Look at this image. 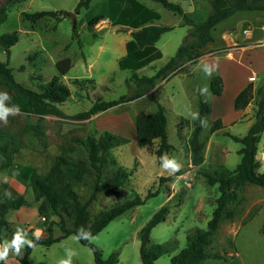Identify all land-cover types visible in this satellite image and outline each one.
Listing matches in <instances>:
<instances>
[{"label": "rangeland", "instance_id": "obj_1", "mask_svg": "<svg viewBox=\"0 0 264 264\" xmlns=\"http://www.w3.org/2000/svg\"><path fill=\"white\" fill-rule=\"evenodd\" d=\"M159 14L153 22L171 26L172 29L161 34L155 46L161 57L136 69L139 75H152L171 56H173L188 34L189 26L184 24L180 14L173 13L153 0H135ZM181 4L194 22L203 21L210 6L208 0H171ZM78 0H0V6L9 7L6 17L0 24V36L17 32L18 41L10 47L8 65L16 82L34 90H42L54 76L65 82L70 96L59 104L65 114L63 117L44 115L40 120L28 118L20 112L9 114L8 123L0 121V146L6 143V155L10 165L0 168V182L9 183L22 193L25 204L20 210L6 214L9 227L0 232V243L10 241L17 228L24 229L28 238L34 232L46 236V227H51L54 236L61 233L59 216L48 209L40 216L31 188L25 177L16 174V165L46 172L57 156L78 161L86 170L79 180L72 182L73 188L82 202L91 194L95 176L89 164L82 140L87 136L97 137L102 130L126 138L109 151L108 164L103 179L110 176L118 167L129 172L123 185L114 189H103L88 204L89 217L93 219L100 211L134 196L144 197L149 191L158 189L155 195L112 219L97 232L91 243L97 246L103 258L116 251L118 261L114 264H141L140 228L153 213L169 201L165 219L151 230L149 244L174 241L172 250L161 255L154 264H168L170 258L185 247L186 237L196 228L205 229L212 216L215 200L219 196L217 184L206 183L202 172L215 169H234L240 160L241 143L228 134L243 136L254 121L257 94L253 93L246 111L233 107L234 94L253 70H260L264 61V10H239L212 29L213 41L207 44L208 53L196 63H184L180 70L166 78L159 79L153 89L146 94L119 105L100 111L89 118L78 119L76 113L88 109L97 99L112 100L121 95L133 93L126 78L134 70V62L127 58L125 42L130 39L133 28L122 23V10L128 0H91L87 7L74 12ZM41 10L67 11L70 14L59 21L45 16L36 23L23 21L21 12ZM121 13V14H120ZM97 15L101 19L94 26L89 22ZM120 16V17H119ZM76 21L78 37H72V21ZM118 23H115L117 22ZM244 21L247 23L244 24ZM244 29H251V36L244 39ZM235 41L245 46V50L234 49ZM80 42V43H79ZM68 57L70 69L60 75L56 62ZM7 56L0 47V60ZM122 59L123 65H119ZM217 65L211 76L204 65ZM254 87H259L264 75L254 72ZM214 75L222 79L223 89L215 95L210 88ZM207 88L201 93L199 90ZM9 91L0 85V93ZM210 105V113L205 117V125L199 140L202 149L193 155L189 139L197 112L198 97ZM8 100L3 104L8 107ZM160 104L167 119V141L172 148L167 155L182 165L172 180L168 177L171 169L164 168V160L157 161L154 149L139 147L135 140V115L138 111L154 112ZM12 108V107H8ZM220 119L223 128L211 132L215 119ZM0 150V162L3 161ZM256 157L260 172L264 173V132L257 146ZM236 199L229 203L227 214L219 223L212 237L208 251L217 253L220 258H207L201 264H264V188L254 184H240L236 188ZM66 227L71 226V218L63 215ZM66 249L77 252L73 264H96L89 246L81 244L75 234L50 244L36 245L29 254L28 264H57L66 258ZM24 248L21 250L23 253ZM20 256V255H19ZM17 255L10 253L7 262L14 263Z\"/></svg>", "mask_w": 264, "mask_h": 264}, {"label": "trees", "instance_id": "obj_2", "mask_svg": "<svg viewBox=\"0 0 264 264\" xmlns=\"http://www.w3.org/2000/svg\"><path fill=\"white\" fill-rule=\"evenodd\" d=\"M91 0H78L74 9L75 13L83 7H87ZM162 4L166 9L173 13L180 14L184 24L189 26L188 34L183 38L175 54L171 56L162 66H160L152 75H139L135 70L139 69L151 61L161 57V51L155 46L161 34L172 29L171 26L159 25L153 21L159 18V14L151 8L136 2L128 0V3L122 10V18L125 25L133 28L130 32V39L125 42L127 58L134 62V70L126 78V83L130 88H134L133 93L121 95L116 99L103 100L97 99L92 105L73 117L86 119L92 115L104 111L110 107L119 105L146 94L153 89L159 79L173 75L180 70H185L184 63H196L198 59L208 53L205 50L207 43L213 41L212 29L222 20L234 14L239 10H264V0H208L210 10L203 21L194 22L178 2L171 0H153ZM9 7L0 6V24L6 17V11ZM120 13V14H121ZM67 11H49L41 10L34 12H21L23 21L36 23L45 16H53L56 20L69 15ZM120 17V16H119ZM101 19L102 15H97L91 19L89 26H94ZM115 23H118L115 22ZM78 26L76 21H72V37H78ZM16 31L6 33L0 36V47L5 52L7 59L0 60V85L9 91L8 107L18 105L20 112L26 114L28 118L37 115L41 120L44 115H56L63 117L65 114L60 109L59 104L67 100L70 96L68 85L61 81L58 76L52 77L42 90H34L22 85L14 80L12 69L8 65V56L10 47L18 41ZM80 43V42H79ZM122 66V59L119 60ZM71 62L65 57L56 62V68L60 75H64L70 69ZM222 79L219 75H214L210 80V88L213 94L220 95L222 91ZM253 85H245L234 97L233 107L237 110L245 108L253 98ZM257 100L254 112V121L248 128L246 134L237 136L228 134L233 140L240 142L239 149L240 160L232 170L227 168L215 169L212 172H202L205 181L209 185L217 184L219 196L215 200V207L212 216L207 222L205 229L196 228L186 237V245L170 258L168 264H201L207 258H220L217 253L211 254L207 249L212 242V237L219 227L220 221L230 212H226L229 203L236 199V188L240 184H254L264 188V173L258 170L259 161L256 157L257 146L261 134L264 132V80L262 85L256 89ZM210 105L199 96L197 101V112L200 117L195 119L191 131L189 144L192 154L195 156L202 149V142L199 140L202 130L201 119L210 113ZM196 112V113H197ZM135 140L139 147L150 146L157 142L154 154L157 161H162L161 157L170 151L172 145L167 141V119L163 107L158 104L154 112L146 113L138 111L135 115ZM223 128L221 120L215 119L210 131H216ZM126 138L114 134L108 130L100 131L97 137L87 136L82 140L87 152L89 164L92 173L95 176V183L91 194L86 202H82L78 193L73 188L72 182L79 180L86 172L84 167L78 162L63 156H57L50 168L46 172H40L36 169H28L16 165L15 172L25 177L28 186L31 188L36 201L40 200L37 212L40 216L51 209L59 216L61 233L54 236L51 227H46V236H41L36 245L49 246L70 234L77 235L80 228L90 231L92 236L102 230L112 219L127 211L128 209L144 203L148 197L155 195L158 189L149 191L144 197L134 196L125 199L107 209L100 211L93 219L89 217L88 204L95 199L96 193L103 189H114L123 185L128 178L129 172L122 167H118L110 176L103 179V173L108 164L109 150L118 143L125 142ZM6 143L1 144L0 150L3 153V161L0 162V168H7L10 165L9 156L5 152ZM176 175V174H175ZM174 176L160 177V181L172 180ZM5 191L11 193V197L5 195ZM169 200L161 205L151 216V218L140 228L138 235L140 240V260L141 264H154V261L161 255L169 253L174 245V241L167 243L149 244V236L153 227L165 219L169 210ZM25 204V199L21 192L13 187L9 182H0V232L8 227L5 217L11 210H17ZM71 218V226L66 227L63 215ZM81 244L89 246L93 259L96 264H114L118 261L116 251L103 258L97 246L88 240H78ZM33 248L24 247L23 253L17 257L16 264H28L29 254ZM0 264H10L0 261Z\"/></svg>", "mask_w": 264, "mask_h": 264}, {"label": "clouds", "instance_id": "obj_3", "mask_svg": "<svg viewBox=\"0 0 264 264\" xmlns=\"http://www.w3.org/2000/svg\"><path fill=\"white\" fill-rule=\"evenodd\" d=\"M217 65H213V67H209L208 64L204 65L205 71L209 76L213 69L217 70ZM201 93L207 91V88H203L199 90ZM10 98L9 94L5 91L0 93V121L4 124L8 123L9 114L12 116L18 115L20 113V108L18 105H14L12 108L5 107L3 104V99ZM193 119H197L200 117L199 113L192 114ZM201 126L208 127L205 125V119H201ZM161 159L164 160V168L171 169L172 171L169 175H174L179 172L182 168L180 163H177L175 158H168L167 155H163ZM18 174V173H17ZM6 182V181H5ZM5 195L11 197V193L5 191ZM33 236L35 237V241H39L41 239V234L39 232H34ZM76 239H84L92 242L95 238L92 236L90 231H85L84 228H80L77 231ZM35 248L36 243L33 239L28 238L27 232L22 228H17L16 232L13 234V237L10 241H5L3 244H0V261L7 262L10 253H13L17 256L21 255V250L25 247ZM66 258H62L57 261V264H73V257L77 256V252L72 249H66Z\"/></svg>", "mask_w": 264, "mask_h": 264}, {"label": "crops", "instance_id": "obj_4", "mask_svg": "<svg viewBox=\"0 0 264 264\" xmlns=\"http://www.w3.org/2000/svg\"><path fill=\"white\" fill-rule=\"evenodd\" d=\"M223 21V20H222ZM245 23H247V21H244V24ZM251 36V29H246V32H245V37H243L244 39H248V37H250ZM212 42V41H211ZM210 43V42H209ZM208 44V43H207ZM234 47H232V48H234V49H239V50H241V51H243V50H245V48L246 47H248V46H245V45H243V44H241V43H238V41H235V45H233ZM205 50H210V49H208V47H207V45L205 46ZM208 54H211V52H209ZM208 54H205V55H208ZM204 55V56H205ZM264 62V61H263ZM263 67L258 71V70H256V69H254L253 70V74H255L254 72H259V73H262L263 75H264V63H263V65H262ZM253 74H250V75H248L247 77H246V79L244 80V83L241 85V87L238 89V91L234 94V97L236 96V94L245 86V85H247V84H249V83H251L252 85H253V89H254V91L258 88V87H256V89H255V87H254V84H253V81H255V76L253 75ZM264 77V76H263ZM252 78V79H251ZM263 83V82H262ZM262 85V84H261ZM222 89H223V87H222ZM233 100H234V98H233ZM252 100V99H251ZM250 103V102H249ZM249 105V104H248ZM248 105L245 107V108H243V111H246V109H247V107H248ZM252 124V123H251ZM4 181H7V182H9V180L8 179H4ZM10 184V183H9ZM21 209V207L19 208V209H17V210H20ZM8 224H9V222H8ZM8 227H9V225H8ZM1 244V243H0ZM17 263V259H16V261L14 262V263H11V264H16Z\"/></svg>", "mask_w": 264, "mask_h": 264}, {"label": "water", "instance_id": "obj_5", "mask_svg": "<svg viewBox=\"0 0 264 264\" xmlns=\"http://www.w3.org/2000/svg\"><path fill=\"white\" fill-rule=\"evenodd\" d=\"M38 116L37 115H32L31 118L36 119Z\"/></svg>", "mask_w": 264, "mask_h": 264}, {"label": "built area", "instance_id": "obj_6", "mask_svg": "<svg viewBox=\"0 0 264 264\" xmlns=\"http://www.w3.org/2000/svg\"><path fill=\"white\" fill-rule=\"evenodd\" d=\"M243 32H246V29H244ZM251 79H252V78H251Z\"/></svg>", "mask_w": 264, "mask_h": 264}]
</instances>
